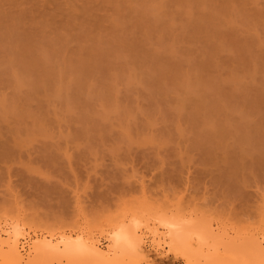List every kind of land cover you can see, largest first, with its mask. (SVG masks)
I'll return each instance as SVG.
<instances>
[{
  "label": "rangeland",
  "instance_id": "374dc122",
  "mask_svg": "<svg viewBox=\"0 0 264 264\" xmlns=\"http://www.w3.org/2000/svg\"><path fill=\"white\" fill-rule=\"evenodd\" d=\"M0 35V264H208L204 224L264 240V157L234 147L243 123L264 142V0H0Z\"/></svg>",
  "mask_w": 264,
  "mask_h": 264
},
{
  "label": "bare ground",
  "instance_id": "6f19581e",
  "mask_svg": "<svg viewBox=\"0 0 264 264\" xmlns=\"http://www.w3.org/2000/svg\"><path fill=\"white\" fill-rule=\"evenodd\" d=\"M203 1H204V0H203ZM205 2H206V1H205ZM148 3H149V2H148ZM196 3H198V2H196ZM199 3H201V2H199ZM205 4H206V3H205ZM148 5H149V4H148ZM150 5H151V4H150ZM203 5H204V4H203ZM151 6H152V5H151ZM149 7H150V6H149ZM14 25H15V24H14ZM15 26H16V25H15ZM11 28H12V27H11ZM12 30H13V29H12ZM4 35H5V34H4ZM4 35H2V37H1V35H0V37L2 38L1 40H3V38H4L3 36H4ZM8 35H9V34H8ZM8 35H7V34L5 35V38H4L5 40H8V39L6 38V36L8 37ZM17 36H18V35H17ZM19 36H20V35H19ZM19 36H18V38H21V37H19ZM22 37H23V36H22ZM27 37H28V36H27ZM12 38L14 39V37H12ZM12 38H11V39H12ZM30 38H31V37H30ZM30 38H29V39H30ZM34 38H35V36H34ZM31 39H32V38H31ZM5 40H3V41H5ZM9 40H10V39H9ZM21 40H22V39H21ZM25 40H27L26 37H25ZM5 42H7V41H5ZM12 42H13V41H12ZM17 42H20V41H17ZM0 43H1V42H0ZM8 43H9V42H8ZM14 43H15V40H14ZM26 43H27V42H26ZM30 43H31V41H30ZM30 43H29V45H30ZM2 44H3V43H2ZM4 44H5V43H4ZM6 45H7V43H6ZM6 47H7V46H6ZM8 47H9V45H8ZM8 47H7V48H8ZM11 47H12V46H11ZM8 49H9V48H8ZM10 49H11V48H10ZM5 50H7V49H5ZM8 51H9V50H8ZM12 51H14L13 48H12ZM27 51L29 52V50H27ZM6 53H7V55L9 54V52H6ZM6 53H5V54H6ZM29 53H30V52H29ZM3 56H4V54H3ZM27 56H28V55H27ZM93 57H94V56H93ZM93 57H92V58H93ZM98 57H100V56H98ZM89 58H90V57H89ZM94 58H95V57H94ZM94 58H93L92 60L95 61L96 63H95V62L93 63V62L91 61L92 63H91L90 65L93 64V66H94V64L97 65V64L99 63V61H98V62L96 61V60H97V56H96V60H94ZM79 59H80V58H79ZM87 59H88V58H87ZM87 59H86V60H87ZM20 60H21V59H20ZM20 60H19V61H20ZM24 60H25V59H24ZM24 60L22 59L21 61H24ZM90 60H91V59H90ZM90 60H88V61H90ZM98 60H100V62H102V61H101L102 59L99 58ZM21 61H20V63H18V66H19V64H20V66H19L20 69H21ZM82 61L84 62L85 60H82ZM103 61H104V60H103ZM45 62H46V61H45ZM78 62H79V61H78ZM34 63H35V62H34ZM48 63H49V61H48ZM102 63H105V62H102ZM102 63H100L99 65H102ZM22 64H25V62L22 63ZM41 64H42V63H41ZM44 64H45V63H44ZM44 64H42V65H44ZM49 64H50V63H49ZM80 64L83 65L82 63H79V65H80ZM207 64H208V63H207ZM25 65H26V64H25ZM27 65L29 66L28 63H27ZM30 65H31V64H30ZM38 65H39V64H38ZM38 65H35V66H38ZM77 65H78V64H77ZM77 65H75V66L78 67L79 65H78V66H77ZM99 65H97V66H99ZM28 66H25V67L23 66V69H22V71H21V73H23V71L26 72V73H24V75L26 74L27 77H28V75H30L29 77H31L32 75H35V73L38 74V75L36 74L37 76L35 75L36 77L34 76L35 78H37V77L40 78L41 76H42V77L45 76V74H43L42 72H39V73L41 74V76H39L40 74H39L38 71L36 70L37 68H35V66H34V67H33L32 65H31V67H30V66L28 67ZM47 66H48V65H47ZM102 66H103V65H102ZM76 67H75V69H76ZM80 67H81V66H80ZM85 67H86L85 64H84V67H81V68H83V71H84V69L86 70V69L88 68L87 70H89V69L91 68V66H90V68H89V67L85 68ZM94 67H96V66H94ZM104 67H105V65H104ZM5 68H6V67H5ZM7 68H9V67H7ZM24 68H26V70H25ZM28 68H29L30 71H31V68H32V69L34 68L33 71H34V70H36V71H34V72L31 71V72H32V74H31V73L29 72V70H27ZM92 68H93V67H92ZM97 68H98V67H97ZM73 69H74V68H73ZM75 69H74V70H75ZM93 69L96 70V68H93ZM101 69H103V67H102ZM17 70H18V69H17ZM74 70L72 71V69H71V70H70L71 72H68V73H70L69 75H71V73H72V75H74V74H73V73H75ZM103 70H105V69H103ZM108 70H109V68H108ZM173 70H174V68H173ZM49 71H50V70H49ZM51 71L54 72L53 70H51ZM76 71H77V70H76ZM78 71H79L80 73H79ZM78 71H77V73H75V74L81 76V72L83 73L82 69H81V71H80V70H78ZM89 71H90V70H89ZM99 71H101V70H99ZM106 71H107V70H106ZM106 71H105V72H106ZM4 72H5V71H4ZM18 72H19V74H20V71H18ZM86 72H87V71H86ZM86 72H84V74H86L87 77L83 74V76H85V80H84V77H83V76L79 77V78H82V77H83V78H82L83 80H81L82 82H84V81L87 82L86 78H89V75H93L94 73H96V71L93 72L92 69H91L90 72H91V73L93 72V74H90V72H89V75H87L88 72H87V73H86ZM8 73L10 74V68H9V72H8ZM29 73H30V74H29ZM45 73H46V72H45ZM102 73H103V72L101 71V74H102ZM27 74H28V75H27ZM48 74H49V72H48ZM48 74H46V75H48ZM50 74H51V72H50ZM50 74H49V75H50ZM55 74H56V73H55ZM98 74H100V73H98ZM104 74H108V72H107V73H104ZM104 74H103V75H104ZM166 74H168V73H166ZM21 75H22V74H21ZM72 75H71V76H72ZM77 75H76V76H77ZM94 75H97V74H94ZM19 76H20V75H19ZM26 76H25V77H26ZM52 76L54 77V74H51V75H50V80H51V81L54 80V78L51 79ZM168 76H169V75H168ZM168 76H167V77H168ZM21 77H22V76H21ZM25 77H24V78H25ZM45 77H47V76H45ZM45 77H44V78H45ZM77 77H78V76H77ZM18 78H19V77H18ZM91 78H92V77H91ZM91 78H90V80H91ZM14 79H15V78H14ZM14 79H13V80H14ZM27 79H28V78H25L24 80L26 81ZM45 79H46V78H45ZM47 79H48V78H47ZM47 79H46V81H47ZM16 80H17V79H16ZM16 80H15V83H16ZM22 80H23V79H22ZM24 80H23V82H24ZM32 80L35 82L34 85H32L33 83H31V82H33V81H31V78H29V79L26 81L25 84H30L32 87L29 85V88H31V89L33 88L32 90L34 91V88H35V90H36V87H33V86L40 85L41 82H40V84H39V81H38V84L36 85V82H37V81L34 80V79H32ZM41 80H43V79L41 78ZM28 81H29L30 83H28ZM46 81H45V82H42V83H44V84H41V85H45L46 87H49V86L46 85L49 81H47V82H46ZM88 81H89V80H88ZM77 82H78V78H77ZM77 82H75V83H77ZM86 82H84L83 84H85ZM17 83H18V82H17ZM17 83H16V84H17ZM51 83H52V82H50V84H51ZM78 83H79V82H78ZM79 84H80V83H79ZM51 85H52V84H51ZM51 85H50V86H51ZM80 85H81V84H80ZM88 85H89V82H88ZM46 87L44 88L45 90L47 89ZM52 87H53V86H52ZM78 87H79V86H78ZM80 87H81V86H80ZM85 87H86V86H85ZM88 87H89V86H88ZM39 88H40V86L37 88L36 92H38V89H39ZM41 88H42V87H41ZM105 88H106V89H107V88H112V89H113V87H111V86H110V87H105ZM48 89H49V88H48ZM74 89H75V88H74ZM81 89H82V87H81ZM83 89H84V86H83ZM106 89H105V90H106ZM50 90H51V89H50ZM50 90H48L49 93H50ZM76 90H78V89H76ZM109 90L111 91V89H109ZM109 90H108V91H109ZM79 91H81V90H79ZM86 91H87V90H86ZM89 91H90V90H89ZM103 91H104V90H103ZM75 92H76V91H75ZM77 92H78V91H77ZM104 92H106V91H104ZM104 92H103L102 94H104ZM47 93H48V92H47ZM81 93H82V92H81ZM108 93L110 94L111 92H108ZM45 94H46V93H45ZM74 94H75V93H74ZM74 94H72V98L74 97ZM77 94H78V93H76V95H77ZM87 94H89V93L87 92ZM100 94H101V93H100ZM105 94L108 95L107 93H105ZM81 95H82V94H81ZM257 95H258V94H257ZM103 96H104V95H103ZM249 96H250V95H249ZM106 97L108 98V96H106ZM75 98L79 99L78 97H75ZM75 98H74V99H75ZM85 98H86V97H85ZM98 98H99V97H98ZM102 98H103V97H102ZM110 98H111V97H110ZM113 98H114V97H113ZM242 98H243V97H242ZM245 98L247 99L246 96H245ZM74 99H73V100H74ZM80 99H81V97H80ZM86 99H87V98H86ZM99 99H100V98H99ZM104 99H105V98H103L102 100H104ZM243 99H244V98H243ZM249 99H250V98H249ZM253 99H255V98H253ZM88 100H89V99H88ZM106 100H107V99H106ZM79 101H80V100H79ZM81 101H82V99H81ZM241 101H242V100H241ZM248 101H249V100H248ZM253 101H254V100H253ZM256 101H257V100H256ZM71 102H73V101H71ZM86 102H87V100H86ZM238 102H240V100H239ZM245 102H246V100H245ZM75 103H78V102H75ZM83 103H84V101H83ZM83 103H82V105H83ZM250 103H252V102H250ZM254 103H255V101H254ZM72 104H74V103H72ZM84 104H85V103H84ZM239 104H240V103H239ZM242 104H243V103H242ZM88 105H89V104H88ZM88 105H87V106H88ZM256 105H257V104H256ZM214 106H215V105H214ZM245 106H246V105H245ZM245 106H244V107H245ZM249 106H250V105H249ZM211 107H212V111H213V105H212ZM215 107H216V106H215ZM215 107H214V110L216 109ZM246 107H247V106H246ZM250 107H251V106H250ZM217 108H218V107H217ZM256 109H257V108H256ZM201 110H202V109H201ZM203 111H204V110H203ZM216 111H217V110H216ZM198 112L201 113L200 110H199ZM198 112H194V114H192V115L196 116L195 114L198 113ZM214 112H215V111H214ZM249 112H250V109H249ZM251 112H252V111H251ZM253 112H255V111H253ZM257 113H258V111H257ZM201 114H202V113H201ZM201 114H200V115H201ZM252 115H253V113H252ZM254 115H255V114H254ZM203 116L205 117V115H203ZM256 116H259V114L256 115ZM191 117H192V116H191ZM196 117H197V116H196ZM199 117H200V116H199ZM201 117H202V115H201ZM91 118H92V117H91ZM194 118H195V117H194ZM197 118H198V117H197ZM197 118H196V119H197ZM80 119H82L81 121H83V118L80 117ZM189 119H190V117H189L187 120H189ZM196 119H195V121H196ZM202 119H203V118H202ZM78 120H79V119H78ZM78 120H77V121H78ZM190 120H191V121H192V120L194 121V119H192V118H191ZM198 120H199V119H198ZM198 120H197V122L200 121V123L202 122V124L198 123L197 125L200 124V125H202L203 127L207 126V125L210 123V122H209V123L207 124L208 121L206 122L205 120H207V119H205V118H204L203 120H199V121H198ZM208 120H209V119H208ZM91 121H93V120H91ZM204 121H205L206 123H205ZM84 122H85V121H83V123H84ZM79 123H80V122H79ZM83 123H82V124H83ZM86 123H88L87 120H86ZM86 123H85V124H86ZM89 123H91L90 125H92V122H89ZM89 123L86 124L87 127L89 126ZM204 123H205V125H203ZM94 124H96V123H94ZM189 124H190V123H189ZM191 124H194V123L191 122ZM191 124H190V125H191ZM210 124H211V123H210ZM239 124H240V123H239ZM239 124H238V125H239ZM243 124H244V123H243ZM243 124H240V125L243 126ZM255 124H256V123H255ZM96 125H97V124H96ZM194 125H195V124H194ZM197 125H196V126H197ZM257 125H258V124H257ZM83 126H84V124H83ZM192 126H193V125H192ZM236 126H237V123H236L235 127H236ZM242 126H241V130H242V128H243L244 126H246V129H245L246 131L243 130L244 132H242V131L239 129V128H240V126H239V128H237V129H239L240 132H241L242 134L240 135V137L234 135V136L238 137V138H235V137H234V138L236 139V140L234 139V141L237 143L236 145H234V147H235V146L238 147V148L240 149V151H239L238 148H237V150H238L239 152H238V151L235 152L236 148H234V149L231 150V151H232V152L234 151L236 155L239 154L240 156L242 155V157H245L244 155H247V157H248V156H251V153H252L251 150H252V148H255V149H258V152H259V153L257 152V153H258L257 156H258V157H264V144H263L264 142L262 141V138H261L262 134H260V133H261L260 130L257 128V129L254 131L252 128L255 129L257 126L251 125V126H253V127H248V128H251V129H248V131L250 132V133H249V132L247 131L248 123H247L246 125H244L243 127H242ZM249 126H250V125H249ZM90 127H91V128L93 127L94 129L96 128V127H94V126H90ZM97 127H98V125H97ZM237 127H238V126H237ZM88 128H89V127H88ZM217 128H220V125H219ZM222 128H223V126H222L221 129L219 130L220 133H221V130H222V132H223V129H225V131H226V129H227V128H225V127H224L223 129H222ZM81 129L86 130L87 128H85V129H84V128H81ZM228 129H229V128H228ZM228 129H227V131H228ZM237 129H236V130H237ZM83 130H81V131H83ZM90 130L93 132L92 129H89L88 132H90ZM251 130H253L254 132L251 131ZM77 131H78V130H77ZM227 131H226V132H227ZM84 132H85V131H83V133H84ZM86 132H87V131H86ZM217 132H218V131H217ZM226 132H225V133H226ZM236 132H237V135H238V131H236ZM240 132H239V133H240ZM246 132H247V133H246ZM200 133H201V131H200ZM206 133H207V131L205 132V135H206ZM230 133H231V132H230ZM248 133H249V134H248ZM80 134H81V133H80ZM89 134H90V133H89ZM202 134H203V133H202ZM207 134H208V133H207ZM222 134H223V133H222ZM231 134H232V133H231ZM231 134H230V136H229L230 138L233 136V135L231 136ZM85 135H86V134H85ZM199 135H200V134H198L197 136L199 137ZM203 135H204V134H203ZM203 135H202V136H203ZM205 135L203 136L202 140H204ZM208 135H209V136H210V135L212 136L213 133H212V134H208ZM215 135H216V134H215ZM219 135H221V134H219ZM225 135H226V136H225ZM228 135H229V132H228ZM228 135H227V134H224L225 139H226V137H227ZM83 136H84V134H83ZM86 136H87V135H86ZM211 136H210V137H211ZM213 136H214V135H213ZM198 137H196V138H198ZM214 137H215V136H214ZM218 137H220V136H218ZM194 138H195V137H194ZM194 138H193V139H194ZM199 138H201V136H200ZM208 138H209V137H207V139H208ZM263 138H264V136H263ZM211 139L213 140V142H215L214 139H216V138H214V139L211 138ZM222 139H224V138H222ZM225 139H224V141H225ZM231 139H232V138H231ZM197 140H199V141H197ZM202 140L200 141V139H196V140L194 139V142H195V141H196V143L199 142V144L197 143V144H198L197 146H199L200 144H202ZM208 140H210V138H209ZM208 140H207V141H208ZM212 140H210V142H212ZM220 140H221V139H220ZM220 140H219V141H220ZM263 140H264V139H263ZM205 141H206V138H205ZM205 141H204V142H205ZM222 141H223V140H222ZM222 141H221V142H222ZM261 141H262V142H261ZM208 142H209V141H208ZM213 142H212V146H213ZM221 142H220V143H221ZM196 143H193V144H196ZM217 143H218V142H217ZM203 144H204V147H209V146H207L208 144H207L206 142L203 143ZM203 144H202V145H203ZM205 144H206V145H205ZM209 144H210V143H209ZM215 144H216V143H215ZM222 144H223V143H221L220 146H221ZM202 145H201V146H202ZM217 145H218V144H217ZM192 146H193V145H192ZM194 146H195V145H194ZM201 146H200V148H201ZM204 147L201 148V149H204ZM210 147H211V146H210ZM213 147H214V148H213ZM213 147H212L213 149H216L215 147H217V146H213ZM232 147H233V146H232ZM194 148H196V146H195ZM200 148H198V150H199ZM218 148L220 149V152H222V151H221V148H222V147L220 148L219 145H218V147H217V149H216L215 151H218V150H219ZM206 149H208L209 151H208V150H203V151H205V152L208 151V153H210V149H209V148H206ZM222 150H223V148H222ZM226 150H227V149H226ZM226 150H225V151H226ZM213 151H214V150H212V152H213ZM231 151H230V152H231ZM248 151H250L251 153H249ZM228 152H229V151H227V155H228ZM240 152H241L242 154H241ZM247 153H248L249 155H248ZM214 154H215V153H214ZM224 154H225V153H224ZM224 154H223V155H224ZM235 154H234V155H235ZM223 155H222V156H223ZM236 155H235V156H236ZM219 156H220V155H219ZM235 156H234V157H235ZM220 157H221V156H220ZM220 157H219V158H220ZM229 157H231V159H232V161H233V154H232V153H230V156H229ZM229 157H226V154H225V158H228V159H229ZM236 157H238V159L236 158V160H242V159H243V158L240 159L239 156H236ZM258 157H257V158H258ZM224 160H225V159H224ZM236 160H235V163L238 162V161L236 162ZM225 161H226V160H225ZM229 161L231 162V160H229ZM227 162H228V161H227ZM260 162L263 163L264 160H263V161L260 160ZM232 163H233V162H232ZM232 163H231V164H232ZM225 164H227V163H225ZM228 164H230V163H228ZM256 164H257V162H256ZM258 164H259V163H258ZM232 165H233V164H232ZM241 165H243V164H241ZM228 166H229V165H228ZM235 166L238 167V165H235ZM235 166H234V167H235ZM243 166H245V165H243ZM243 166H240V168L243 167ZM224 167H225V166H224ZM237 167H235L234 170H236V171L238 172ZM230 168H231V167H230ZM238 168H239V167H238ZM240 168H239V170H240ZM243 168H244V167H243ZM223 169H224V168H223ZM227 169H228V168H227ZM227 169H226V170H227ZM231 170H233V168H231ZM234 170H233V171H234ZM227 171H229V169H228ZM230 173H231V172H230ZM232 173H233V172H232ZM235 173H236V172H235ZM226 174H228V172H227ZM226 174H225V175H226ZM234 175H235V174H233L232 176H234ZM223 176H224V175H223ZM226 176H227L226 178L229 177V175H226ZM224 177H225V176H224ZM220 178H221V177H220ZM228 179H229V178H228ZM223 180H224V179H223ZM225 180H226V179H225ZM206 215H207V214H206ZM204 216H205V215H204ZM186 219H187V218H186ZM192 219H193V218H192ZM205 219H206V218H205ZM190 220H191V219H190ZM194 220H195V219H194ZM187 221H188V220H187ZM191 221H192V220H191ZM198 221H199V219H198ZM204 221H205V220H204ZM208 221H209V220H208ZM193 222H194V221H193ZM198 223H199V222H198ZM198 223H197V225H198ZM206 223L209 224V222H206ZM190 224H191V223H190ZM190 224H189V225H190ZM220 224H221V223H219L218 225H220ZM181 225H183V226H182L183 229H188V228L185 227V224H180V227H181ZM189 225H188V226H189ZM201 225H202V224H201ZM188 226H187V227H188ZM190 226L193 227V228H195V227L197 228V226H196V225L194 226L193 224H191ZM190 226H189V227H190ZM205 226H206L205 224H204V227H202V228H201V226H200V227L198 226V227L200 228V231H201V230L203 231V233H202V231H201L202 234L200 233V231H199V233H198V235L200 234V238H201V235H202L203 237H206V236H207V237H208L207 240L209 239V240H211L212 244H216V246H219L223 241L220 240V239L218 240V237L215 235L216 233L213 234V232H211L212 229L209 228V227H210L209 225L206 226V228H208L209 231L205 228ZM224 226H225V225H224ZM224 226H222V227H224ZM196 228H195L194 230H197V231H198L199 229H196ZM204 228H205V229H204ZM220 228H221V227H220ZM227 228H228V227H227ZM170 229H171V231H174L173 228H170ZM183 229H182L181 231H179V233H182V235H183V231H184V232H185V231L189 232L188 230H183ZM191 229H192V228H190V231H191V232L193 231V233L195 234V231H194L193 229H192V230H191ZM132 230H133V229H132ZM204 230H205V232H204ZM133 231H135V230H133ZM176 231H177V230H176ZM206 231H207V232H206ZM224 232H225V231H224ZM193 233H192V236H193ZM205 233H206V234H209V235H206ZM218 233H219V232H218ZM230 233H231V232H230ZM184 234H185V233H184ZM210 234H211V235H210ZM224 234H225V233H224ZM134 235H135V234H134ZM180 235H181V234H180ZM187 235H188V233H186L184 236L186 237ZM189 235H190V232H189ZM195 235H197V233H196ZM212 235H213V236H212ZM250 235H251V234H250ZM250 235H249V236H246V235H245L244 237L240 238L241 240H237V241H240V242H237V243L234 242V240H233V243L230 242V240H232L233 238H232V239L229 238V239H230V240L228 239L229 242H228V241H227V242H223V245H220V246H221L220 248H222L221 251L224 253V254H222V255L226 256V258H223V256H222V257H221V256H220V257H218V256L215 257L213 251H214V248H216V247H214V245H212L211 242H210V246H208V247H210L209 250H212V249H213V251H211V252L209 253V254H211V256H210V255H209V256L207 255V256H208V257H207V258H208L207 263H208V264H230L229 262H226V259H227V260H231L230 258L228 259L227 256H229V257H231L232 259H234V262L237 261L239 264H264V245H263V244H264V242H263L264 240L261 239V240H262V241H261V240H259L258 238L253 237V236H250ZM214 236H215V237H214ZM185 237H184V239H188V236H187L186 238H185ZM194 237H195V236H194ZM216 237H217V238H216ZM224 237H225V235H223V238H224ZM191 238H192V237H191ZM210 238H211V239H210ZM236 238H238V237H236ZM262 238H263V237H262ZM136 239H137V240H136V243L139 244V241H140L139 238L136 237ZM198 239H199V238H198ZM198 239H196V240L198 241ZM215 239H216V240H215ZM263 239H264V238H263ZM189 240H190V239H189ZM201 240H202V239H201ZM203 240L206 241V238H205V239L203 238ZM224 240H225V239H224ZM187 241H188V240H187ZM219 241H220V242H219ZM195 242H196V241H195ZM202 242H203V241H202ZM213 242H214V243H213ZM215 242H216V243H215ZM217 242H218V245H217ZM199 243H201V242H199ZM235 243H236V244H235ZM13 244H14V243H13ZM88 244H89V243H88ZM138 244H137V245H138ZM224 244H225V247H224ZM237 244H238V245H237ZM14 245H15V244H14ZM14 245H12L14 248L11 246L12 248H10V250H8L9 253H10V255H11V257H9V258H10V260H12V262H11L12 264H13V263H14V264H19V263L21 262V259H22L23 257L19 260L20 257H19L18 254H17L18 250H17V252H16L15 249H16L17 247L15 248ZM93 245H95V244H91V246L89 245V247H88L87 249H85L86 247H84V248H80L79 251H80L81 253H84L83 250H85V252L88 254V256L91 257V258H89V259H92V258H95V257L103 256L104 254L101 253L100 251H98V249H96ZM96 245H97V244H96ZM202 245H203V243H202ZM235 245H236V246H235ZM86 246H88V245H86ZM139 246H140V245H139ZM198 246H200V244H199ZM222 246H223L224 248H223ZM208 247H206V248H208ZM211 247H212V249H211ZM213 247H214V248H213ZM187 248H188V246H187ZM204 248H205V247H204ZM216 249H217V248H216ZM81 250H82V251H81ZM191 250H192V249H191ZM223 250H224V251H223ZM215 251H218V250H215ZM215 251H214V252H215ZM99 252H100V253H99ZM225 252H226V253H225ZM227 252H228V255H227ZM9 253H8V254H9ZM229 253H230V254L232 253V254L229 255ZM84 254H85V253H84ZM102 254H103V255H102ZM212 254H213V255H212ZM215 254H216V252H215ZM217 254H218V253H217ZM225 254H226V255H225ZM85 255H86V254H85ZM232 255H233L234 257H232ZM104 257H105V256H104ZM11 258H12V259H11ZM103 259H105V258H103ZM103 259H102V261H104ZM221 259H222V260H221ZM97 260H98V259H97ZM100 260H101V259H100ZM100 260H98V261H100ZM232 261H233V260H232ZM237 262H236V263H237ZM205 263H206V262H205Z\"/></svg>",
  "mask_w": 264,
  "mask_h": 264
}]
</instances>
